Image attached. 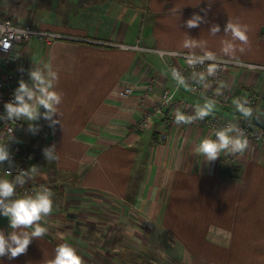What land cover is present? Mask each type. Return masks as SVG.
Instances as JSON below:
<instances>
[{
    "label": "crops",
    "instance_id": "crops-1",
    "mask_svg": "<svg viewBox=\"0 0 264 264\" xmlns=\"http://www.w3.org/2000/svg\"><path fill=\"white\" fill-rule=\"evenodd\" d=\"M34 1L19 13L4 4L0 16L58 34L49 44L36 38L25 43L21 63L56 73L49 77L60 97L56 110L45 118L40 105L36 119L26 118L21 135L48 139L55 158L45 153L26 176L8 174L6 160L0 169L15 188L49 189L54 204L38 221L48 230L32 236L25 252L0 257V264H46L65 239L76 245L85 264H109L98 250L114 241L146 253L155 264H264V128L250 120V127L262 132L259 139L233 129L232 136L246 137L244 149L229 146L209 162L195 146L213 129L166 124L153 110L167 89L175 98L173 112L182 110L177 100L197 110L212 102L209 114L264 118V0ZM6 11L11 16L3 15ZM194 12L202 19L189 27L186 20ZM227 23L244 29L247 41L226 31ZM215 24L219 28L213 32ZM155 50L210 51L250 65L227 67L219 83L207 71L203 79L197 76L204 91L231 95L222 104L191 92L187 82L175 88L170 68L178 59ZM149 79L154 85L143 96ZM123 85L133 87L131 96H119ZM235 100L250 108L248 115ZM141 120L147 124L140 126ZM33 165L36 172L29 174ZM18 195L23 193L5 199ZM21 229L30 226L12 229L0 215L5 234ZM93 234L101 241L89 237Z\"/></svg>",
    "mask_w": 264,
    "mask_h": 264
},
{
    "label": "clouds",
    "instance_id": "clouds-1",
    "mask_svg": "<svg viewBox=\"0 0 264 264\" xmlns=\"http://www.w3.org/2000/svg\"><path fill=\"white\" fill-rule=\"evenodd\" d=\"M202 19L199 13H193L187 18L186 23L189 27L196 26ZM219 28V24H215L212 27V31L215 32ZM231 29L232 35L241 41H247L248 36L244 29L239 25L233 23H227L225 30ZM188 43L187 41L185 42ZM10 43H5L4 47L8 48ZM211 57L213 53L208 51L200 57L201 60L204 57ZM189 63L194 61L189 58ZM216 67L215 63L208 65L207 72L210 74ZM23 71V68L20 69ZM29 78L31 84L25 79L21 78L18 82V86L15 89L14 100L8 101L5 104L7 116L12 117H26L29 120H34L38 117L39 106L43 105L46 109L42 115L45 118L51 117L52 112L55 111V104L59 101L60 97L58 92L52 87V79L56 73L49 71L45 74L40 68L34 67L29 70ZM173 75L183 83V77L178 70L173 69ZM204 73H201L203 79ZM215 105L212 102H206L205 106L199 107L196 115L203 117L210 111ZM235 106L240 109L241 113L248 115L250 108L241 103L239 100H235ZM3 115L0 114V119H3ZM194 119L193 115L186 114L179 109L176 110L174 120L177 124L189 123ZM29 130L35 132L36 126L29 124ZM232 127L227 126L223 128H217L214 132H210L201 136L196 143L195 151L200 154H204L207 161L215 160L220 150L231 146V150L240 149L241 151L247 144V139L242 134L232 136ZM49 159L55 157L49 149H45ZM8 150L0 144V161H4L8 158ZM36 172V166L33 165L31 173ZM18 179L22 178L18 177ZM15 191V181L5 177H0V215L7 216L9 219V225L12 229L17 226H30V230L21 229V232L11 231L7 234L3 230H0V257L7 255L9 258L15 257L18 254L25 252L32 236H40L44 234L48 229L45 224L38 223L41 220L42 214H48L53 209L54 201L52 199L51 191L47 188L43 190H36L34 194L18 195L16 198L6 200L5 198L11 197ZM37 222V223H34ZM54 257L46 261V264H85L82 253L76 247L75 244L65 239L55 246Z\"/></svg>",
    "mask_w": 264,
    "mask_h": 264
},
{
    "label": "built area",
    "instance_id": "built-area-1",
    "mask_svg": "<svg viewBox=\"0 0 264 264\" xmlns=\"http://www.w3.org/2000/svg\"><path fill=\"white\" fill-rule=\"evenodd\" d=\"M56 37H58V34L37 29L31 24L16 23L9 16H0V114L4 117L3 119H0V144H2L9 152V156L6 159L5 170L8 174L13 176H26L28 174L29 166L32 163L29 162V158L25 157V154L22 153V150L17 146V142L26 126V117L21 116L9 118L4 107L8 101L15 102L14 94L19 82V79L16 80L15 71L20 67L24 58V50L22 47L33 38L42 41L44 44H49ZM5 43H10L8 48L4 47ZM155 51L161 57L171 55L178 59V61L170 68L171 76L175 82V88H178L181 84L187 82L191 92L205 95L207 98L216 100L222 104H228L231 100V95L222 91H204L197 82V76L203 71H207L209 64L215 63L216 67L209 75L214 83H219L222 80V73L227 67L250 65L229 58L205 56L204 59L201 60L200 57L203 56L201 54L171 50ZM189 58L194 62L189 63ZM173 69L178 70L183 77V83L173 75ZM153 85L154 80L149 79L147 81L146 89H151ZM148 89L143 96L146 95ZM132 93L133 87L130 85H124L118 91L119 96L123 98L131 96ZM174 100L175 98L173 97L172 92L164 89L161 90L159 98L153 104L154 112L159 114L166 124L175 121V112L170 110V105L173 104ZM177 101L182 105V112L194 116V119L189 123L205 125L213 130L231 126L232 129L244 133H251L255 139H259L262 136L260 130L247 125V121H250V119L244 120L243 117H239L235 114L225 115L222 113H206L203 117H200L196 115L197 109H194L191 103ZM148 114H150V112ZM146 124L145 120H141L139 123L140 126H145ZM1 176L2 171L0 169V177ZM34 191L35 188L33 185H23L15 188L14 193L32 194Z\"/></svg>",
    "mask_w": 264,
    "mask_h": 264
},
{
    "label": "rangeland",
    "instance_id": "rangeland-1",
    "mask_svg": "<svg viewBox=\"0 0 264 264\" xmlns=\"http://www.w3.org/2000/svg\"><path fill=\"white\" fill-rule=\"evenodd\" d=\"M9 3L19 13L20 7H22L24 11H26L27 9L31 8L29 3L34 4L35 1L34 0H0V6H3L4 4L7 5ZM2 8L3 7H0L1 10H3ZM3 15H10V11H6L5 14ZM33 61H35V59H33ZM21 68H23V71L20 70ZM32 68L33 66L31 67V69ZM29 70L30 68L28 67V65L25 67H21L20 65L18 70L15 71L16 80L23 78L29 84H31V80L28 75ZM248 119L251 120V118ZM247 125L250 126V121H247ZM39 144L45 146V149L50 148L49 145L50 141L48 139H33L31 137L25 139V137H21V140H18L17 142V146L22 150V153L25 154V157L29 158V162L32 163L37 162V158L42 159V156L46 153L45 149L38 147ZM63 224L67 225V221L64 222ZM89 237L96 238L99 241H101L102 239L101 236L96 234L90 235ZM103 248L104 250H98V251L103 256H106L105 258H107L108 261L110 260L109 264H154L155 263V260H153L151 257H148L146 253L139 251L138 249L137 251L134 250L131 251L129 247L127 249L125 245H123L119 241L107 242L103 245Z\"/></svg>",
    "mask_w": 264,
    "mask_h": 264
},
{
    "label": "water",
    "instance_id": "water-1",
    "mask_svg": "<svg viewBox=\"0 0 264 264\" xmlns=\"http://www.w3.org/2000/svg\"><path fill=\"white\" fill-rule=\"evenodd\" d=\"M251 122L264 128V118L258 114L252 115Z\"/></svg>",
    "mask_w": 264,
    "mask_h": 264
}]
</instances>
